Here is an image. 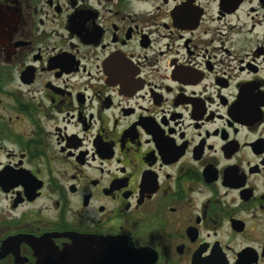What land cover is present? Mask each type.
Segmentation results:
<instances>
[{
	"label": "flooded vegetation",
	"instance_id": "1",
	"mask_svg": "<svg viewBox=\"0 0 264 264\" xmlns=\"http://www.w3.org/2000/svg\"><path fill=\"white\" fill-rule=\"evenodd\" d=\"M264 264V0H0V264Z\"/></svg>",
	"mask_w": 264,
	"mask_h": 264
},
{
	"label": "water",
	"instance_id": "2",
	"mask_svg": "<svg viewBox=\"0 0 264 264\" xmlns=\"http://www.w3.org/2000/svg\"><path fill=\"white\" fill-rule=\"evenodd\" d=\"M113 264H131V263H128V261L124 258V262H118V260H114Z\"/></svg>",
	"mask_w": 264,
	"mask_h": 264
}]
</instances>
